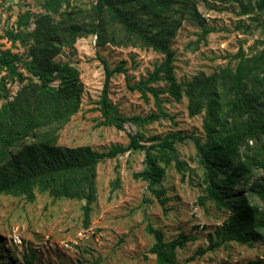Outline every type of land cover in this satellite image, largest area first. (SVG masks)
Segmentation results:
<instances>
[{
  "label": "rangeland",
  "instance_id": "obj_1",
  "mask_svg": "<svg viewBox=\"0 0 264 264\" xmlns=\"http://www.w3.org/2000/svg\"><path fill=\"white\" fill-rule=\"evenodd\" d=\"M65 1L69 6L64 4L62 12L87 13L95 4V0ZM258 1L195 0L199 24L184 20L169 44L174 82H188L198 73L210 76L234 71L240 56L251 58L264 51V17L256 8ZM42 4L43 0H0V52L9 50L25 58L26 49L15 37L33 29L34 17L44 13ZM164 59L160 52L140 46L99 47L94 35L77 39L54 58L56 63L78 70L82 87L78 112L57 132L59 146H89L102 153L114 147L125 148L131 135L147 139L178 133L186 137L174 143L185 168L180 173L172 162L151 189L134 178L145 168L142 150H128L99 162L96 200L87 224L83 220V201H54L45 194H36L34 202L28 203L24 198L0 195V264H24V258L30 264H158L156 257L148 253L154 243L148 227L160 230L165 241L179 235L191 239L176 252L180 264H246L255 259L264 264L261 243L251 247L228 243L190 260L198 248H206V233L221 225L228 213L217 210L210 201L202 206L198 203V198L204 197L203 168L194 142L187 137L205 142L203 113L189 116L184 95L175 101L167 91L169 83L161 79L150 87L163 91L159 97L167 118L143 125L126 122L122 131L100 124L102 61L111 70L121 68L110 80L109 103L123 117L144 118L157 113L151 95L146 93L143 98L128 87L146 80ZM19 87L7 70L0 68V105L4 93L12 98ZM249 145L255 146L253 142ZM259 177L256 173L253 180ZM153 190L162 193L159 198ZM252 203H258L257 199Z\"/></svg>",
  "mask_w": 264,
  "mask_h": 264
},
{
  "label": "trees",
  "instance_id": "obj_2",
  "mask_svg": "<svg viewBox=\"0 0 264 264\" xmlns=\"http://www.w3.org/2000/svg\"><path fill=\"white\" fill-rule=\"evenodd\" d=\"M64 4L69 6L65 0H43L44 13L34 17L33 29L15 37L26 49L25 58L9 50L0 52V68L20 84L12 98L3 94L0 105V195L24 198L28 203L34 202L36 194H45L54 201H83V220L87 224L96 200L99 162L128 150H142L145 168L134 178L151 189L172 162L180 173L185 168L174 143L186 137L178 133L147 139L131 135L125 148L114 147L102 153L89 146L57 144V132L79 110L82 87L78 70L56 63L54 58L77 39L94 35L99 47L140 46L165 56L146 80L128 87L143 98L146 93L151 95L157 113L144 118L123 117L109 103L110 80L121 68L111 70L102 61L101 125L122 131L126 122L143 125L167 118L159 97L163 91L150 87L161 79L169 83L167 91L175 101L182 95L186 97L189 116L203 113L205 142L187 137L194 142L203 168L204 197H199L198 203L202 206L210 201L228 216L206 233L208 245L198 248L190 260L228 243L264 245V51L251 58L240 56L234 71L210 76L198 73L190 81L176 84L169 44L184 20L199 24L195 0H95L87 13L62 12ZM256 8L264 17V0L258 1ZM148 142L156 143L146 147ZM256 173L260 177L253 180ZM153 193L158 198L162 194ZM252 199L259 204L252 203ZM147 231L154 238L148 253L156 257L158 264H180L176 252L191 239L179 235L165 241L160 230L148 227ZM30 263L24 258V264ZM246 264L261 262L255 259Z\"/></svg>",
  "mask_w": 264,
  "mask_h": 264
}]
</instances>
